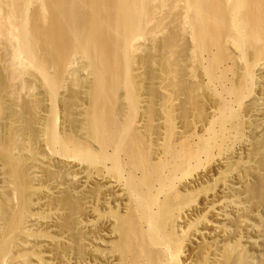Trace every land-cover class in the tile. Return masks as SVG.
<instances>
[{
	"label": "bare ground",
	"instance_id": "bare-ground-1",
	"mask_svg": "<svg viewBox=\"0 0 264 264\" xmlns=\"http://www.w3.org/2000/svg\"><path fill=\"white\" fill-rule=\"evenodd\" d=\"M73 259L264 264V0H0V264Z\"/></svg>",
	"mask_w": 264,
	"mask_h": 264
},
{
	"label": "rangeland",
	"instance_id": "rangeland-1",
	"mask_svg": "<svg viewBox=\"0 0 264 264\" xmlns=\"http://www.w3.org/2000/svg\"><path fill=\"white\" fill-rule=\"evenodd\" d=\"M238 150H240V149H238ZM238 150H237V151H238ZM238 152H239V151H238ZM242 152H243V150H240V153H242ZM206 170H207V169H206ZM214 185H215L214 182H213V181H210L209 183L205 184L204 186H205V187L208 186L209 188H210V187L213 188ZM208 187H207V190L209 189ZM209 190H210V189H209ZM199 196H200V195H199ZM98 201H99V200L96 199L95 202H94V203H95L94 205L97 206V205L99 204V202H100V201H99V202H98ZM251 220H252V219H251ZM49 231L51 232L52 235H54V236L57 235L56 228H54L53 226L51 227V229H49ZM249 236L253 237V235H251V234H250ZM47 255H50V253H47ZM79 260H80V259H78V260L73 259V260H71L70 262H75V264H83L81 260H80V262H77V261H79Z\"/></svg>",
	"mask_w": 264,
	"mask_h": 264
}]
</instances>
